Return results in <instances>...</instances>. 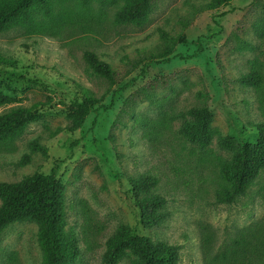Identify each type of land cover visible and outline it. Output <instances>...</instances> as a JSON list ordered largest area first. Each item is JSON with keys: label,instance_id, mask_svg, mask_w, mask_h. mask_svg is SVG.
Here are the masks:
<instances>
[{"label": "rangeland", "instance_id": "374dc122", "mask_svg": "<svg viewBox=\"0 0 264 264\" xmlns=\"http://www.w3.org/2000/svg\"><path fill=\"white\" fill-rule=\"evenodd\" d=\"M210 1L156 0L140 26L115 23L124 0L68 3L48 33L0 34V52L13 62L0 65L1 89L13 99L0 105V115L40 104L36 121L13 142L0 143V182L50 174L59 164L68 229L80 248L75 264H102L107 241L121 225L180 245V264H205L204 234L213 236L211 253L218 255L239 232L264 221V173L236 204H214L220 161L230 159L218 137L256 143L255 124L264 122V85L257 91L242 83L252 70L264 76V0H233L208 10ZM161 29L184 34L185 41L167 61L150 62ZM86 50L118 69L122 80L112 85L92 75ZM79 86L93 90L102 107L71 134L59 131L72 127L69 107L84 98ZM201 105L212 111L218 133L207 151L179 133V114ZM35 140L48 154L35 153L21 165ZM142 174L159 180L157 192L171 213L152 231L140 224L130 194L129 179ZM38 229L29 221L8 227L0 237V264H42Z\"/></svg>", "mask_w": 264, "mask_h": 264}, {"label": "trees", "instance_id": "16d2710c", "mask_svg": "<svg viewBox=\"0 0 264 264\" xmlns=\"http://www.w3.org/2000/svg\"><path fill=\"white\" fill-rule=\"evenodd\" d=\"M107 0H0V34L13 29H22L28 35L45 34L49 22L56 13L65 10L68 3L89 6L91 2L105 4ZM124 5L115 15L118 25H143L156 0H124ZM233 0H211L208 10L228 6ZM161 45L157 53H151L150 62L167 61L177 44L185 41L184 34L172 35L159 31ZM247 43L241 41L240 49ZM84 60L91 74L115 85L123 76L113 65L100 59L94 51L86 50ZM13 64L0 52V65ZM245 86L260 91L264 76L256 70L242 78ZM84 98L74 101L69 107L72 127L59 131L71 134L79 129L85 119L102 106L94 91L82 86ZM205 97V96H204ZM13 99L6 96L0 85V105H9ZM40 104L18 107L0 115V143L17 139L38 118ZM180 136L202 151H207L218 135L213 128V113L207 105L196 106L179 114ZM259 133L256 143L240 144L230 136H219L221 150L230 154V159L220 161L221 183L216 191L215 205H234L249 195L264 173V122L255 124ZM30 153L25 154L21 165L31 162L35 153L48 154L49 149L38 140L31 142ZM59 164L56 162L50 174L39 172L26 174L19 182H0V237L11 225L18 222L38 224V243L43 254L42 264H75L80 248L73 230L68 229L65 210V186L58 179ZM130 194L140 214V224L146 231L161 227L170 218L166 199L157 192L159 180L152 174H142L129 179ZM208 231L205 229V232ZM205 264H264V221L239 232L231 244L220 254L212 255L213 236H203ZM182 247L176 244L139 235L131 227L121 225L107 241L102 264H119L124 259L131 264H180Z\"/></svg>", "mask_w": 264, "mask_h": 264}]
</instances>
